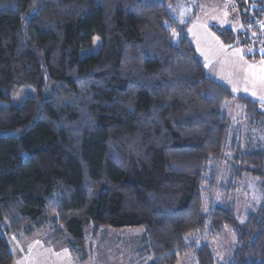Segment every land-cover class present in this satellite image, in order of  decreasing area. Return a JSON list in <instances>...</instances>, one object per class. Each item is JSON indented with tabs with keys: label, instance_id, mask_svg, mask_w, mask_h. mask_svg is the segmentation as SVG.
<instances>
[{
	"label": "trees",
	"instance_id": "16d2710c",
	"mask_svg": "<svg viewBox=\"0 0 264 264\" xmlns=\"http://www.w3.org/2000/svg\"><path fill=\"white\" fill-rule=\"evenodd\" d=\"M172 1L0 0V264L14 261L6 233L52 207L79 253L93 223L144 227V264H264V197L237 214L264 151L242 147L227 108L255 125L264 102L209 73L187 30L198 7ZM239 4L264 45V0ZM25 86L36 94L16 104Z\"/></svg>",
	"mask_w": 264,
	"mask_h": 264
},
{
	"label": "rangeland",
	"instance_id": "374dc122",
	"mask_svg": "<svg viewBox=\"0 0 264 264\" xmlns=\"http://www.w3.org/2000/svg\"><path fill=\"white\" fill-rule=\"evenodd\" d=\"M181 1L192 8L198 7L187 30L209 73L227 84L235 94H246L264 102V55L260 52L264 51V45L260 43L259 36L254 34L252 25H249L248 9L239 6L242 0ZM215 27L231 29L237 36L234 41L236 44L228 45L214 31ZM245 33L248 36L247 43L240 41ZM99 42L100 38L95 37L94 46L83 50V55L98 51ZM34 94L36 90L28 86L21 87L14 92L12 100L20 104L27 96ZM227 108L233 119V130L238 129L242 147L264 151V122L247 124L244 108L238 102L233 101ZM226 153L232 159V153ZM225 168L221 170L223 175ZM237 185V214L240 220H244L251 209L262 201L264 181L245 175ZM54 209L52 207L49 210L51 213L45 223H32L30 227L5 234L13 253V264H144L149 261L142 251L146 236L144 227L117 230L90 223L85 228L84 252L79 253L71 244L72 239L63 227L61 215ZM232 239L233 235L229 231L212 242L219 244L221 250ZM178 264H187V260L181 258Z\"/></svg>",
	"mask_w": 264,
	"mask_h": 264
}]
</instances>
